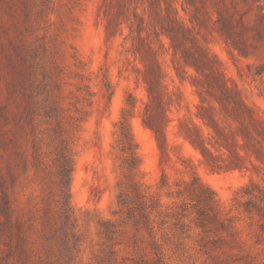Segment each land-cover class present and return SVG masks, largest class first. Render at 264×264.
<instances>
[{"label": "rangeland", "instance_id": "374dc122", "mask_svg": "<svg viewBox=\"0 0 264 264\" xmlns=\"http://www.w3.org/2000/svg\"><path fill=\"white\" fill-rule=\"evenodd\" d=\"M37 60L59 82L60 103L83 117L69 186L81 239L73 264H264L244 219L220 249L169 230L158 260L149 236L121 221L115 133L124 113L137 175L153 188L163 173L174 190L195 175L229 209L242 185L264 181V0H0V264L46 256L37 206L55 189L56 167L31 103Z\"/></svg>", "mask_w": 264, "mask_h": 264}, {"label": "trees", "instance_id": "16d2710c", "mask_svg": "<svg viewBox=\"0 0 264 264\" xmlns=\"http://www.w3.org/2000/svg\"><path fill=\"white\" fill-rule=\"evenodd\" d=\"M174 38L171 35L172 41ZM39 57L37 50V58ZM192 62L197 66L196 60ZM39 66L41 70L38 72ZM37 73V87L30 86L32 93L37 92V99L32 98L31 103L37 104V114L41 111L40 115L46 121L47 125L41 129L40 139L49 148V152L53 153L52 160L56 167L55 189H49L47 196L42 198L43 204L37 206V222L49 227L47 233H42L43 239L38 241L39 250L42 248L46 256H39L38 259L43 264H73L81 239L76 228L77 216L69 186L74 167L76 130L83 117L74 116L69 112V107L60 103L59 82L46 80L50 78V72L38 60ZM102 84L108 95H111L113 88L105 73ZM74 110L79 111L78 108ZM115 126L116 141L123 153L119 163L122 176L117 181L116 193L122 213L121 221L131 222L136 231H144L149 236V247L158 260L162 255L160 240L164 242L168 239L169 230L179 240H198L200 249L208 245L220 249L222 243L229 240L228 235L235 236L242 230L239 223L244 219L248 237L254 243H264V181L255 178L242 185L232 197L233 203L229 209L219 201L215 191L195 175H192L189 182L182 180L176 184L178 187L174 190L163 173L159 184L153 188L137 175L140 171L137 142L124 113ZM37 152V170L43 171L46 167L43 154L46 152L40 147H37ZM188 185L195 197L187 194ZM2 207L6 216L10 217L12 207L6 194L2 195ZM110 225L112 228L116 226L114 223ZM210 232L218 235L210 237Z\"/></svg>", "mask_w": 264, "mask_h": 264}]
</instances>
